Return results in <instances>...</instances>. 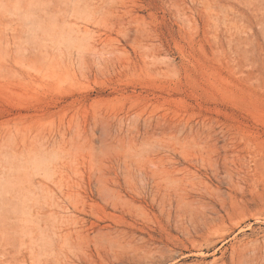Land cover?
Masks as SVG:
<instances>
[{
	"label": "rangeland",
	"instance_id": "1",
	"mask_svg": "<svg viewBox=\"0 0 264 264\" xmlns=\"http://www.w3.org/2000/svg\"><path fill=\"white\" fill-rule=\"evenodd\" d=\"M0 264H264V0H0Z\"/></svg>",
	"mask_w": 264,
	"mask_h": 264
},
{
	"label": "bare ground",
	"instance_id": "2",
	"mask_svg": "<svg viewBox=\"0 0 264 264\" xmlns=\"http://www.w3.org/2000/svg\"><path fill=\"white\" fill-rule=\"evenodd\" d=\"M252 253V252H251ZM232 261V260H231Z\"/></svg>",
	"mask_w": 264,
	"mask_h": 264
}]
</instances>
